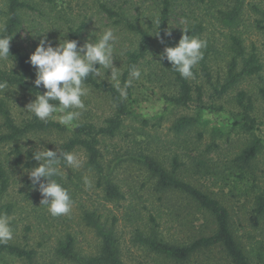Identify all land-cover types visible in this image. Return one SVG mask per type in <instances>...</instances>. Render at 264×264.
Listing matches in <instances>:
<instances>
[{
	"label": "rangeland",
	"instance_id": "obj_1",
	"mask_svg": "<svg viewBox=\"0 0 264 264\" xmlns=\"http://www.w3.org/2000/svg\"><path fill=\"white\" fill-rule=\"evenodd\" d=\"M30 2L35 9L24 13V21L16 37V44L20 48L32 54L43 35L53 45L61 38L68 39L67 24L65 19L60 18L72 17L80 24L84 14H87V26L80 34L78 45H83L86 40L94 41L106 29L114 30L119 37L114 65L120 67V76L117 81H112L111 77H107L110 75V70H107L105 77L98 78L124 86L122 77L127 68V51L133 48L135 39L129 32L115 26L105 13H98L99 4L107 3L115 10L138 15L153 6L155 0H56L52 6L41 0ZM228 2L179 0L175 7L178 9L170 20L172 29H181L188 23L186 8L197 9L203 16L208 12L206 29L201 38L207 41L203 59L214 84L207 82L202 73L203 59L194 67L197 73L193 72L194 76L190 78L193 84L202 87L201 101L179 106L166 100L175 87L167 73L169 71L160 64L156 47L137 66L142 74L130 87L135 99L133 109L140 118L150 120L145 126L148 135L138 136L135 130L141 127L140 119L129 118L115 138L103 140L109 170L119 183L124 198L112 202L104 198L102 188L97 185V175L87 167V157L82 149L74 152L82 160L81 167L63 168L73 202L70 213L66 215H50L47 206L40 204L41 193L38 186H32L27 169L10 168L11 186L6 200L14 205V211L10 216L13 218V238L9 242L35 249L34 264H85L87 258L96 255L102 236L86 218L87 213L92 212L98 215L101 225L112 230L125 264H183L158 255L144 238L183 244L211 234L215 229L214 221L211 214L191 197L158 186L157 178L141 161L140 149L148 151L146 146L155 149L169 168L171 157L178 154L185 163L179 170V176L219 199L228 208L233 229L248 254L257 262L264 260V220L261 228H255L250 220L256 195L264 190V102L260 92L264 88V0H243L240 17L233 25L217 19L219 10L230 6ZM6 3V0H0V27L6 20ZM46 31V34H42ZM65 32V36L61 37ZM233 36L240 38L246 53H257L263 71L259 75L240 77L237 83L222 91V86L228 81L231 59L237 54ZM13 66L10 59L0 61L3 70ZM88 87L89 95L84 98L86 110L71 125H65L68 128L79 122L103 124L112 113L107 94ZM240 91H244L254 104L251 117L255 118L256 126L252 131L243 126V109L237 100ZM1 96L9 101L18 122L35 117L24 109L36 98L32 94L12 86L5 89ZM60 115L58 112L54 119L49 120L59 122ZM181 116H192L198 121L180 132L175 128V122ZM69 136V130L62 133H31L24 144L38 150L43 147L56 150V146L58 148ZM257 138L263 140L262 149L252 167L244 170L236 158ZM143 140L144 144L139 145ZM8 152V147L0 149V158H4ZM200 160L203 164H200ZM69 237L75 241V258L60 252V246ZM221 259L222 254L215 251L198 255L184 264H226ZM0 264L29 262L0 250Z\"/></svg>",
	"mask_w": 264,
	"mask_h": 264
},
{
	"label": "trees",
	"instance_id": "obj_2",
	"mask_svg": "<svg viewBox=\"0 0 264 264\" xmlns=\"http://www.w3.org/2000/svg\"><path fill=\"white\" fill-rule=\"evenodd\" d=\"M41 1L50 6L56 3V0ZM178 1L155 0L153 6L144 9V13L138 15L129 14L123 10H115L107 3L101 2L98 13H105L115 26L129 32L135 39L133 48L127 51L125 62L127 68L122 77L123 83H126L130 69L133 66H139L148 57L153 48L156 47L157 56L164 67L163 69L169 71L167 73L172 78L173 86L175 87V91L166 96V100L174 105L189 106L195 100H202V87L198 84H193L190 79L181 77L171 67L170 62L166 59L161 60L160 57L166 46H175L178 43L183 34V29H187L190 36L201 38L206 29L205 21L208 12L203 16L198 13L197 9L186 8L187 25L185 28L172 29L170 20L175 14L176 9H178L175 8ZM185 1L189 2V0ZM198 1L202 3L206 0ZM6 2V20L0 27V35H12L10 41V55L12 57L9 59L13 62L14 66L9 70L0 68V80H7L8 87H19L23 91L35 96L38 92L43 93L46 89L43 86L36 88L33 83L36 78V69L29 62L31 54L16 44V37L24 21V13L27 10H34L35 8L30 0H6ZM228 3L230 6H224L219 10L217 19L233 25L240 17L243 9V0H229ZM86 18L87 14H84L80 24L72 17L60 18L65 19L67 24L68 39L78 41L80 34L87 26ZM157 21L161 22L159 29ZM166 29L171 30V36H164V43H161L155 34L159 31L161 36H163ZM233 45L237 54L231 59L228 68V81L222 86V91L237 83L240 77L259 75L263 71V64L255 51L246 53L240 38L235 36H233ZM201 63V70L207 82L214 84L205 59ZM239 65L240 70H238ZM195 70L193 68V72L197 73ZM86 85L106 93L111 101L112 113L105 118L103 124L97 125L93 122H79L72 128H68L60 122L49 120L45 123L36 117L18 122L13 116L9 101L1 96L2 92H0V149L9 148V152L3 156L4 158H0V213L11 216L14 211V205L6 200L11 186L10 168L23 167L30 170L38 164L32 157L33 151L38 149L36 147H26L24 144V141L27 140L31 133L52 131L62 133L69 130L70 136L59 145L58 150L74 153L76 150L82 149L87 157V167L97 175V185L102 188L104 198L109 202L124 198L119 183L109 170L110 165L106 160V153L103 151V140L115 138L123 130L125 121L129 118L140 119L141 127L135 130L136 134L141 137L147 136L148 133L145 126L149 124L150 120L143 117L140 118L134 111L133 101L135 99L133 98L131 88L127 89V97L122 99L115 86L116 83L89 76L86 80ZM260 92L264 102V88H261ZM194 93H197L196 97ZM237 100L243 109V126L245 129L252 131L256 126L255 118L251 117L254 104L244 91L238 92ZM197 121L198 119L192 116H181L177 118L175 128L181 132L192 127ZM141 144H144V140L139 143V145ZM262 146L263 140L259 138L246 146L238 158H236L240 163L239 166L244 170L250 169ZM25 149L26 151H24ZM145 149L148 151L143 148L140 149L142 152L140 155L141 161L148 171L157 178L158 186L163 190L181 192L194 199L211 214L215 225V229L211 234L197 237L183 244L171 243L163 239L144 238V241L149 244L154 252L174 262L183 264L190 262L198 255L214 253L215 251H219L222 254L221 260L226 264H264L263 259H261L262 262L254 260L248 254L242 241L237 237L231 224V214L228 208L210 193L179 176V170L182 169L185 163L179 159L178 154L171 157L170 164L168 163L169 168L167 162L162 160L160 154L155 149L150 146H146ZM200 164H203L202 160H200ZM64 167L65 165L62 163L61 174L55 177V179L70 193V189L63 176ZM86 218L92 226L99 230L102 241L99 252L87 258L85 264H125L120 256L117 239L114 237L112 230L106 229L100 224L98 215L95 212L87 213ZM250 220L255 228L263 227L264 190L256 195ZM74 244V239L69 237L67 242L60 246V252L65 256L75 258ZM0 250L24 258L28 260L29 264H34L36 257L35 249H26L20 245L8 242L7 244H0Z\"/></svg>",
	"mask_w": 264,
	"mask_h": 264
},
{
	"label": "clouds",
	"instance_id": "obj_3",
	"mask_svg": "<svg viewBox=\"0 0 264 264\" xmlns=\"http://www.w3.org/2000/svg\"><path fill=\"white\" fill-rule=\"evenodd\" d=\"M160 23L157 21L158 29ZM46 33L47 31L42 34ZM155 36L164 43V36H171V30L166 29L163 36L157 31ZM11 39L12 35H0V61H8L12 57ZM118 43L119 37L112 29L104 30L94 41L86 40L83 45H78L76 40L64 38L53 45L47 36L43 35L30 55L29 62L36 69L34 85L36 88L43 86L46 91L38 92L36 98L24 109L45 123L54 119L59 112V122L71 125L80 117L82 111L86 110L84 98L90 91L86 85L89 76L105 77L106 71L110 70L107 77H111L112 81L118 80L120 67L114 65ZM206 47V40L190 36L188 30L183 29L178 43L175 46H166L160 59L170 62L171 67L181 77L190 79L194 76L193 68L203 59V49ZM141 74V69L133 66L124 86L120 87L118 83L115 85L122 99L127 97V89L132 86L134 80L141 78ZM7 88L8 81L0 80V92ZM32 157L38 164L26 171L32 186L39 188L42 196L40 204L46 205L53 217L70 213L73 203L71 195L55 177L61 174L62 163L69 168L81 167V158L76 153L60 151L57 146L56 150L45 147L42 150H34ZM12 219L8 214L0 213V244H7L13 238Z\"/></svg>",
	"mask_w": 264,
	"mask_h": 264
}]
</instances>
